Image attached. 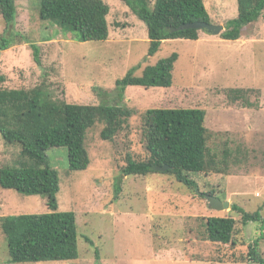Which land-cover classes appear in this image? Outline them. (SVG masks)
Wrapping results in <instances>:
<instances>
[{"label": "rangeland", "instance_id": "1", "mask_svg": "<svg viewBox=\"0 0 264 264\" xmlns=\"http://www.w3.org/2000/svg\"><path fill=\"white\" fill-rule=\"evenodd\" d=\"M15 20L7 24L0 15V35L13 45L0 53V89L30 90L76 105H118L134 111L125 128L112 141H103L99 123L86 135L90 165L70 171L65 147L46 151L48 165L58 172V211L73 212L78 232L79 258L69 262L23 264H250L247 248L228 259V246L202 241L209 217H236L231 205L246 212L260 211L262 222L243 228V238H260L264 258V21L244 27L239 40L200 33L197 41H164L148 56L145 24L123 0H103L110 7L106 41L77 42L73 33L52 21H41L40 0H14ZM211 25L237 17V0H204ZM33 44L40 64L34 61ZM178 55L169 88L126 87L124 95L115 82L128 72L141 76L147 66ZM245 90L238 98L229 90ZM202 109L206 112L208 146L237 148L240 159L228 174L190 175L200 194L213 192L230 209L213 211L208 202L184 185L162 174L123 177L120 168L127 153L141 145L140 114L150 109ZM94 129V130H93ZM20 148L6 145L0 135V168L12 164ZM247 157V158H246ZM144 156H141L143 159ZM42 195H21L0 188V218L9 215L48 213ZM263 237V239H261ZM5 237L0 228V264L7 263Z\"/></svg>", "mask_w": 264, "mask_h": 264}, {"label": "trees", "instance_id": "2", "mask_svg": "<svg viewBox=\"0 0 264 264\" xmlns=\"http://www.w3.org/2000/svg\"><path fill=\"white\" fill-rule=\"evenodd\" d=\"M147 29L148 56L156 54L162 43L185 39L197 41L202 30H178L182 25L204 22L211 24L204 0H123ZM237 17L224 25L220 38L237 41L244 27L264 21V0H237ZM37 13L41 21H52L56 26L71 31L77 42L106 41L109 37L107 16L110 7L103 0H40ZM0 15L7 24L15 20L14 0H0ZM207 34V33H206ZM11 39L0 35V53L13 45ZM34 61L39 65L36 47L31 44ZM177 54L161 59L144 68L141 76L128 72L115 82L124 95L126 87L169 88ZM3 81V78H0ZM41 87L30 90L0 89V135L6 145L20 148L18 158L0 168V188L21 195H42L48 213L40 215H9L0 218L5 237L7 263L69 262L79 258L78 232L73 212L58 211L57 194L60 190L58 172L48 165L46 151L65 147L70 171H85L90 165L86 149V135L97 124H104L100 132L103 141H112L134 115L126 106L76 105L42 95ZM245 90L232 89L228 93L238 98ZM206 112L202 109H150L141 112V145L137 154L127 153L120 173L127 176L162 174L174 178L192 193L200 194L190 175L214 172L228 174L236 164L240 152H231L226 143L220 150L208 146L205 127ZM94 130V129H93ZM144 156L141 159V156ZM247 158V157H246ZM215 196L213 192L208 194ZM236 217L206 218L200 237L219 246H227L229 255L216 262L232 263L230 255L242 246L247 248L246 263L264 264L258 252L259 240L246 244L243 228L252 222H262L260 211L246 212L237 204L231 205ZM264 237V236H263ZM263 237L261 239H263Z\"/></svg>", "mask_w": 264, "mask_h": 264}, {"label": "water", "instance_id": "3", "mask_svg": "<svg viewBox=\"0 0 264 264\" xmlns=\"http://www.w3.org/2000/svg\"><path fill=\"white\" fill-rule=\"evenodd\" d=\"M185 29L202 30L207 34L217 36L224 30V27L222 25L216 26L204 22H194L182 25L178 28V30ZM206 200L208 202V206L214 211H224L230 209L229 201H221L220 199L209 195L206 196Z\"/></svg>", "mask_w": 264, "mask_h": 264}, {"label": "crops", "instance_id": "4", "mask_svg": "<svg viewBox=\"0 0 264 264\" xmlns=\"http://www.w3.org/2000/svg\"><path fill=\"white\" fill-rule=\"evenodd\" d=\"M216 198H218V197H216ZM214 211V210H213ZM217 263H220V262H217ZM246 263V262H245Z\"/></svg>", "mask_w": 264, "mask_h": 264}]
</instances>
